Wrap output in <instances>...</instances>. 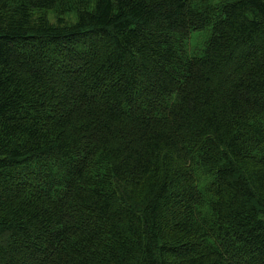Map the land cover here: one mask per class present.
<instances>
[{"label":"trees","instance_id":"16d2710c","mask_svg":"<svg viewBox=\"0 0 264 264\" xmlns=\"http://www.w3.org/2000/svg\"><path fill=\"white\" fill-rule=\"evenodd\" d=\"M0 264H264V0H0Z\"/></svg>","mask_w":264,"mask_h":264},{"label":"rangeland","instance_id":"374dc122","mask_svg":"<svg viewBox=\"0 0 264 264\" xmlns=\"http://www.w3.org/2000/svg\"><path fill=\"white\" fill-rule=\"evenodd\" d=\"M49 19L55 20L54 14L49 13ZM201 34H195L193 37L190 38V50L194 51L198 46H200L204 40V37L200 36Z\"/></svg>","mask_w":264,"mask_h":264}]
</instances>
